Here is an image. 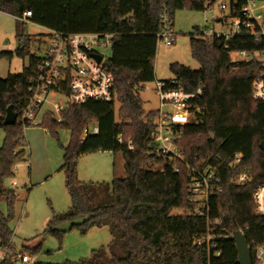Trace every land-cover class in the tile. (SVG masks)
<instances>
[{"label":"trees","instance_id":"16d2710c","mask_svg":"<svg viewBox=\"0 0 264 264\" xmlns=\"http://www.w3.org/2000/svg\"><path fill=\"white\" fill-rule=\"evenodd\" d=\"M205 2L0 0L3 12L21 16L30 11L29 20L48 29L113 34L105 64L114 79L115 99L70 105L61 112L60 121L48 112L40 125L56 138L62 129L70 131L69 143L61 145L60 170L71 205L67 211L54 214L46 230L62 238L65 231L58 227L64 223L81 234L107 227L112 237L107 248L93 249L88 258L74 264H238L239 252L232 237L235 231L243 230L248 242L264 241V217L256 213L252 200L254 188L264 181V151L260 147L264 140V101L252 97L258 64L236 62L232 57L236 51L263 49L264 41L258 39L262 37L237 34L228 40L207 38L197 29V36L190 38V52L199 68L174 62L170 65L173 78L164 80L187 92L203 86L195 100L201 108V122L184 126L179 144L190 161L195 156L210 158L213 163L220 161L225 169L222 192L210 198L209 223L194 213V204L188 200L190 179L186 171L175 172L169 160L155 152L152 134L157 111L146 113L138 95L142 84L156 80V34L164 7L173 25L177 10H205ZM41 35L35 42L43 44ZM30 43V39L22 38L23 45L18 48L20 55H28V66L20 73L0 77V126L5 132L0 148V198L7 204L6 213L0 210V246L5 252L0 264H16L18 256L12 247L11 227L18 194L3 182L13 176L17 163L26 160V141L21 122H3L9 106L21 115L31 95L29 88L39 76L41 59L30 53ZM0 58L11 59L12 53L0 52ZM115 101L120 105L117 116ZM93 126L98 132L84 135L85 129ZM97 151L121 152L125 177H115L111 183L81 181L79 158ZM236 153L244 156L239 170L252 174V181L245 185L228 183L229 162ZM175 209L183 213L176 215ZM207 234L218 243L216 249L208 250L198 243Z\"/></svg>","mask_w":264,"mask_h":264},{"label":"built area","instance_id":"2783aa9c","mask_svg":"<svg viewBox=\"0 0 264 264\" xmlns=\"http://www.w3.org/2000/svg\"><path fill=\"white\" fill-rule=\"evenodd\" d=\"M205 1L207 8H210L216 0ZM219 6L223 12L229 10L231 23L224 31L205 29L202 32L203 37H224V40H228L237 34H250L262 37L258 39L264 41V0H229V4L221 2ZM1 12L3 11L0 10ZM31 16L32 13L28 11L15 18L28 23L31 22L29 20ZM205 21L208 22L209 19L206 18ZM217 21L222 22V19L217 18ZM46 29L47 42L39 44L36 41L34 47V54L41 59L38 67L39 76L30 86L29 101L21 115L17 117V122H21L24 129L41 125L43 117L41 119L37 117L45 104H53L54 109H46L43 116L50 112L60 121L61 112L70 105H81L89 101H111L116 97L114 79L105 64L106 58L96 50L101 44L110 45L113 34L64 33ZM156 36L157 42L161 40L165 46H172L175 43L176 34L170 12L166 7L162 10L160 29ZM102 38L105 42H101ZM7 43L8 39L5 44ZM225 47L228 48V45ZM94 54L102 56L100 62L94 58ZM234 54L238 56L233 58L236 62L254 61L258 64L252 80V97L256 101H264V48L236 51L232 53V57ZM155 83V90L160 99V109L156 114L152 134L155 152L169 160L175 172L182 169L186 171L190 179L188 200L194 204V213L206 217L209 223L210 198L222 192L226 180L225 169L220 161L213 163L210 158L198 159L195 156L194 161H190L179 144L183 127L201 122L198 117L201 108L195 100L202 93L203 86H199L194 92H187L180 85L169 86L164 80L156 79ZM89 131L97 133L98 127L85 129L84 135ZM119 140L121 141V138ZM128 144L131 147L132 142ZM243 157L242 153H236L230 159L229 184L245 185L252 181L250 171L239 170ZM252 200L256 213L264 217V181L254 188ZM237 231L245 236L243 230ZM198 243L205 245L208 250L218 247V243L210 239V234L200 239ZM248 246L252 253V264H264V241L253 239L248 242ZM215 254L219 255V251H215ZM18 258L24 262L30 261L26 254H20Z\"/></svg>","mask_w":264,"mask_h":264},{"label":"rangeland","instance_id":"374dc122","mask_svg":"<svg viewBox=\"0 0 264 264\" xmlns=\"http://www.w3.org/2000/svg\"><path fill=\"white\" fill-rule=\"evenodd\" d=\"M221 2L229 4V0H216L210 8L196 11L180 9L174 14L173 29L176 34L174 45L165 46L163 41L158 42L154 60L155 76L158 80L173 77L170 65L178 62L193 69L199 68V63L191 56L190 38L197 36V29L224 31L231 23L229 10L223 12ZM207 7V6H206ZM17 14L0 13V52L12 53V58H0V77L5 78L10 73H20L28 66V55L18 53L22 38L31 40L28 50L34 53L35 40L38 35L47 42V29L33 22L22 23L15 17ZM209 21L206 22L205 19ZM221 18L222 22H218ZM8 43L4 44V40ZM101 42H105L102 38ZM96 50L107 58L111 45L96 47ZM233 58H238L234 54ZM155 81L140 86L138 95L143 103L144 111H158L160 99L155 90ZM55 99V98H53ZM58 99V98H57ZM64 99V98H63ZM119 102L115 101L117 116ZM46 109H54L53 104H45L38 115L43 117ZM1 123V121H0ZM26 160L15 165L14 174L4 180L6 188L17 191L18 199L15 203V217L11 222L14 231L12 247L20 255L26 254L30 261L24 262L18 258L16 264H74L90 256L93 249L107 248L112 237L107 227L94 228L87 234H81L76 228L70 229L69 223H64L58 229L64 230L62 238L46 230L48 222L54 214L67 211L71 200L65 186V176L60 170L63 164V148L70 140V131L62 129L58 138L51 135L42 126H31L24 129ZM5 137L3 127L0 126V148ZM78 177L83 182H107L123 178L126 175L124 158L121 152L97 151L87 153L79 158ZM0 210L7 212L6 201L0 198ZM174 214L183 211L175 209ZM35 250L34 253H31ZM4 250L0 246V263Z\"/></svg>","mask_w":264,"mask_h":264},{"label":"water","instance_id":"95a60500","mask_svg":"<svg viewBox=\"0 0 264 264\" xmlns=\"http://www.w3.org/2000/svg\"><path fill=\"white\" fill-rule=\"evenodd\" d=\"M6 43V39L4 40V44ZM94 58L100 62L102 56L99 54H94ZM17 113L13 110L12 106L7 108L6 116L4 119V125H14L17 122ZM261 149L264 151V140L260 143ZM233 239L235 240L239 258L238 264H252V253L248 246V242L245 236L240 231H235L232 235Z\"/></svg>","mask_w":264,"mask_h":264},{"label":"crops","instance_id":"0c3cea01","mask_svg":"<svg viewBox=\"0 0 264 264\" xmlns=\"http://www.w3.org/2000/svg\"><path fill=\"white\" fill-rule=\"evenodd\" d=\"M173 26H174V24H173ZM45 28V27H44ZM46 29V28H45ZM173 78V77H172ZM172 78H169V79H172ZM2 211V210H1ZM3 212V211H2Z\"/></svg>","mask_w":264,"mask_h":264}]
</instances>
